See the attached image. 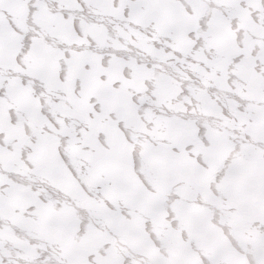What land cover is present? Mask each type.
Returning a JSON list of instances; mask_svg holds the SVG:
<instances>
[{"label":"snow or ice","instance_id":"obj_1","mask_svg":"<svg viewBox=\"0 0 264 264\" xmlns=\"http://www.w3.org/2000/svg\"><path fill=\"white\" fill-rule=\"evenodd\" d=\"M0 264H264V0H0Z\"/></svg>","mask_w":264,"mask_h":264}]
</instances>
